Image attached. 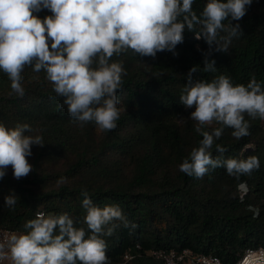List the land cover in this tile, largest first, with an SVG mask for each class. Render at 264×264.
I'll list each match as a JSON object with an SVG mask.
<instances>
[{
    "label": "trees",
    "instance_id": "obj_1",
    "mask_svg": "<svg viewBox=\"0 0 264 264\" xmlns=\"http://www.w3.org/2000/svg\"><path fill=\"white\" fill-rule=\"evenodd\" d=\"M207 2L195 0L197 15ZM232 23H239L244 35L233 39L227 53L212 50L208 58L216 61L215 72L203 71L209 46L187 30L177 55L165 51L153 59L131 50L114 55L110 62H123L127 75L117 92V107L123 111L113 131L75 121L43 70L25 68L23 97L12 91L0 70V124L10 129L28 124L33 132L26 134L42 136L44 144L32 147L33 171L27 177L17 180L6 174L0 180V227L26 234L24 224L42 212L68 213L77 227L87 229L81 195L86 190L96 206L119 205L136 225H121L112 236L103 237L109 264H163L148 255L159 249L215 255L233 264L247 249L264 247V120L245 115L250 135L236 139L233 129L224 128L211 149L213 158L221 155L216 144L227 149L225 159L257 156L260 168L251 175L237 180L221 167L197 179L179 170L203 139L190 119L194 109L180 102L190 70L198 66L193 82L224 75L233 85L247 86L255 76L264 85V0H253L246 15ZM61 177L67 183L58 185ZM13 193L17 203L9 209L4 197ZM129 250L140 255L124 263Z\"/></svg>",
    "mask_w": 264,
    "mask_h": 264
},
{
    "label": "clouds",
    "instance_id": "obj_2",
    "mask_svg": "<svg viewBox=\"0 0 264 264\" xmlns=\"http://www.w3.org/2000/svg\"><path fill=\"white\" fill-rule=\"evenodd\" d=\"M195 0H0V70L11 81L12 91L25 95L22 73L26 67L34 72H46L54 92L64 98L69 115L81 126L89 122L104 131L117 128L123 109L117 107V96L127 71L123 62H110L129 50L139 57L156 58L157 53L171 52L184 43V33L195 32L203 39L209 53L203 61L204 72H215L216 61L209 59L212 50L227 53L233 39L243 34L239 23L253 0H208L197 15ZM51 15L41 19V11ZM227 21V23H225ZM199 25V31H196ZM225 33V35H221ZM190 70L180 102L194 109L190 119L195 131L203 136L198 148L179 165L189 177L202 179L211 170L226 168L227 174L240 179L260 168L257 156L246 159L223 158L227 151L216 144L221 155L213 158L211 149L231 128L232 136L241 139L250 135L251 119L264 120V85L255 76L245 85H233L230 78L220 75L207 82H193ZM213 123L222 127L204 131ZM28 124L8 128L0 124V180L9 166L15 179L27 177L33 166L28 157L32 147H43V137L30 135ZM67 183L61 177L57 184ZM82 206L86 215L84 227L68 214L38 212L35 219L24 224L26 234L0 235V261L12 264H109L107 243L123 225L135 228L119 205L96 206L83 190ZM5 206L14 209L15 194L4 197ZM216 264H220L219 260ZM237 264H264V247L247 249Z\"/></svg>",
    "mask_w": 264,
    "mask_h": 264
},
{
    "label": "built area",
    "instance_id": "obj_3",
    "mask_svg": "<svg viewBox=\"0 0 264 264\" xmlns=\"http://www.w3.org/2000/svg\"><path fill=\"white\" fill-rule=\"evenodd\" d=\"M241 190L244 191L245 193L246 187L242 186ZM4 233L18 234L12 229L0 227V235H3ZM136 249L137 251L141 250L142 249L141 245H138ZM249 249L257 250L259 248H249ZM244 254H245V251L239 255L238 260L233 264H237V262L243 258ZM139 255H140L139 253L135 254L134 252L129 250L123 256L122 261L124 263H127ZM148 255L156 260L161 261L163 264H216L217 260H219L220 264H227V263H224L219 257L215 255L195 254L191 252L190 250L176 251L173 249L172 250L159 249V250L150 251ZM6 262H7V259L0 261V264H6Z\"/></svg>",
    "mask_w": 264,
    "mask_h": 264
},
{
    "label": "rangeland",
    "instance_id": "obj_4",
    "mask_svg": "<svg viewBox=\"0 0 264 264\" xmlns=\"http://www.w3.org/2000/svg\"><path fill=\"white\" fill-rule=\"evenodd\" d=\"M46 13H49V11H48V10L41 11L40 13H38V15H39L40 18H41V17L45 16ZM216 126H217L216 123H213V125H211V127H216ZM28 160H29V163L31 164L32 156H31V157H28ZM55 167H56V169H58V168H60L61 166L57 165V166H55ZM50 168H51V167H50ZM7 174H8V175H13V169L11 168V166L8 167V169H7ZM247 192H248V190H247V188H246V193H247ZM17 235H20V234H17ZM6 264H12L10 258L7 259Z\"/></svg>",
    "mask_w": 264,
    "mask_h": 264
}]
</instances>
